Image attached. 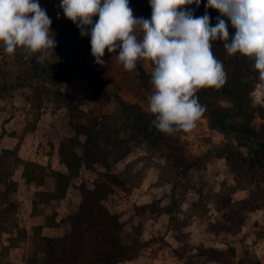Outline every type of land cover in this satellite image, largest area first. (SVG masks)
<instances>
[{
    "label": "rangeland",
    "instance_id": "obj_1",
    "mask_svg": "<svg viewBox=\"0 0 264 264\" xmlns=\"http://www.w3.org/2000/svg\"><path fill=\"white\" fill-rule=\"evenodd\" d=\"M60 2L48 0L55 49L28 58L52 62L60 47H74L79 40L88 54L68 81L62 83L40 80L36 71L24 64L25 53L21 49L14 55L0 54L4 64L0 71V157L20 142L18 155L22 159L67 172L59 158L60 144L75 136L71 122L87 124L91 114L110 118V128L120 131L130 152L110 170L98 164L92 169L82 167L71 180L65 198L53 202L44 215L33 211L35 193L52 191L53 185L27 183L23 178L24 165L20 163L13 177L18 182L13 197L19 205V227L0 232V264H41L43 254L34 241L36 228L41 222L47 223L46 216L55 212L56 220L66 218L71 206L81 202L83 190L94 188L102 174L119 177V185H112L104 203L111 212L119 214L124 224L123 242L134 248V255L124 264L153 263L152 257L167 258L169 254L176 257L177 264H224L212 257L211 247L225 251L234 248L235 256L226 255L231 264H264V194L260 199L253 196L249 176L235 172L226 158L216 154L229 141L228 134L211 129L204 114L194 130L168 134L157 148L129 139L131 134L119 129V99L139 104L149 113L147 97L154 91V64L139 60L134 71H126L116 59L119 50H106L102 58L106 63L97 64L90 41L82 39L80 28L64 15ZM36 83H45L54 90L44 97L41 109L26 100L31 85ZM252 99L253 104L264 106V84L257 85ZM69 103H75L84 114L71 115ZM84 139L81 137V141ZM249 201L263 205L252 210ZM4 224L0 217V226ZM67 228L48 229L47 233L60 236Z\"/></svg>",
    "mask_w": 264,
    "mask_h": 264
},
{
    "label": "trees",
    "instance_id": "obj_2",
    "mask_svg": "<svg viewBox=\"0 0 264 264\" xmlns=\"http://www.w3.org/2000/svg\"><path fill=\"white\" fill-rule=\"evenodd\" d=\"M42 8L49 9L48 0H39ZM135 17L151 19L152 9L149 0H129ZM207 0H201L197 5H186L195 17L203 16L206 12L211 17V24L215 26L217 17L228 24L230 37L235 34L230 20L221 15L214 8H206ZM98 19V17H97ZM86 42L90 35L82 36ZM59 55L52 62H39L35 57L26 58L22 55L24 64L29 65L40 80L45 83L66 82L73 70L81 64L82 58L88 51L82 48L81 40L74 47H60ZM214 56L223 63L227 72V82L219 90L215 88L201 89L197 96L199 102L206 106L205 115L211 129L225 132L229 141L225 142L216 153L226 158L235 172L249 176L251 190L258 199L264 194V106L253 104L252 94L258 84V72L254 70L252 60L240 54L228 55L223 42H212ZM3 48L0 47V54ZM0 60V71L3 68ZM143 71V68H139ZM45 83L31 85V94L26 100L37 109L43 107L44 97L54 92ZM3 86H0V96ZM122 108L119 111L121 126L131 138L145 141L152 147H159L168 134L158 131L152 126L154 116L144 111L139 104H131L119 99ZM71 115L79 113L75 103L68 104ZM78 111V112H77ZM110 118L100 119L89 115L88 123L71 122L75 136L61 142L59 158L67 168V172L55 170L42 163L24 160L18 155L21 143L18 142L13 150H5L0 157V217L6 223L0 226V232H12L18 229L17 215L19 205L13 195L18 191V182L13 178L15 169L24 165L23 178L27 183L36 185H53L52 191H38L35 193L33 211L37 215H44L45 209L55 201L65 198L73 177L77 176L82 167L92 169L95 164L110 170L124 156L130 152L125 148V139L119 136L120 131L110 128ZM112 131V133L110 132ZM115 132V135H114ZM81 137H85L81 141ZM124 143V144H123ZM80 148V153L77 149ZM12 154L14 156H8ZM106 176L110 178V180ZM105 179V180H104ZM116 174H102L94 188H85L80 203L72 205L66 218L57 221L53 215H47V225L52 227L67 226L62 236H45L42 226L35 230V245L43 254L41 264H118L132 258L133 246L123 242L124 224L119 214L111 212L105 205V200L112 190V185H119ZM39 205H42L39 206ZM263 204L249 201L253 209ZM7 225V226H6ZM176 252V250H175ZM209 252L216 261L231 264L227 254L235 256L234 248L229 251L209 248ZM177 256L181 257L177 252Z\"/></svg>",
    "mask_w": 264,
    "mask_h": 264
},
{
    "label": "clouds",
    "instance_id": "obj_3",
    "mask_svg": "<svg viewBox=\"0 0 264 264\" xmlns=\"http://www.w3.org/2000/svg\"><path fill=\"white\" fill-rule=\"evenodd\" d=\"M149 2L151 19L135 17L129 0H61L59 7L82 36L90 35L97 64L106 63L102 59L106 50H119L116 59L129 72L139 60L154 64V91L147 97V111L154 116L151 124L158 131L171 135L194 130L206 112L197 93L226 84L228 74L212 51L214 41L223 42L228 55L252 60L264 84V0H207L206 8L230 20L235 29L231 37L224 19L217 17L212 26L207 12L195 17L185 7H199L201 0ZM51 25L39 0H0V47L6 54L21 49L27 58L55 49Z\"/></svg>",
    "mask_w": 264,
    "mask_h": 264
},
{
    "label": "crops",
    "instance_id": "obj_4",
    "mask_svg": "<svg viewBox=\"0 0 264 264\" xmlns=\"http://www.w3.org/2000/svg\"><path fill=\"white\" fill-rule=\"evenodd\" d=\"M62 220V219H61ZM57 221H60V220H57ZM40 226H42V229H43V235H45V236H53L52 234H49V233H47V230L48 229H51V230H60V229H63V228H65V226L64 225H62L61 227H52V226H48L47 225V223L46 222H41L40 223ZM67 231V230H66ZM65 231V232H66ZM64 232V233H65ZM62 235V234H61ZM60 235V236H61ZM152 261H153V263H147V264H177L178 262H177V259H176V257H174L173 256V254H169L168 256H167V258L166 257H164V256H162V258L161 257H152ZM177 262V263H176ZM126 263L128 264H136L134 261H126ZM118 264H124V261H122V262H119Z\"/></svg>",
    "mask_w": 264,
    "mask_h": 264
}]
</instances>
